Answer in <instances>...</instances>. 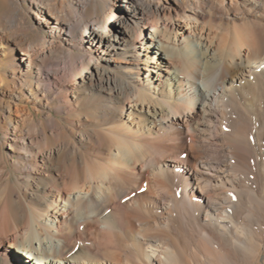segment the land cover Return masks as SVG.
<instances>
[{
  "label": "bare ground",
  "instance_id": "6f19581e",
  "mask_svg": "<svg viewBox=\"0 0 264 264\" xmlns=\"http://www.w3.org/2000/svg\"><path fill=\"white\" fill-rule=\"evenodd\" d=\"M0 264H264V0H0Z\"/></svg>",
  "mask_w": 264,
  "mask_h": 264
}]
</instances>
